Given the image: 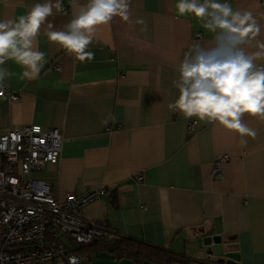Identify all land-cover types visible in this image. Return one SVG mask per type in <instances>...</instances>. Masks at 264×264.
I'll use <instances>...</instances> for the list:
<instances>
[{"label":"crops","instance_id":"crops-1","mask_svg":"<svg viewBox=\"0 0 264 264\" xmlns=\"http://www.w3.org/2000/svg\"><path fill=\"white\" fill-rule=\"evenodd\" d=\"M38 2L44 0H0V19L18 17ZM229 2L253 11L264 40V0ZM174 3L131 0L128 22L117 17L97 30L91 61L74 60L44 35L38 37L46 60L38 79L21 80L22 69L6 64L15 75L0 98V134L25 124L61 128L59 163L33 177L49 183L59 198L66 191L106 187L85 214L102 227L111 225V237L171 248L189 257L188 264H227L204 242L219 234L225 258L234 252L239 264H264V120L245 115L243 122L257 136L241 146L236 133L168 108L178 95L172 83L178 61L191 43L212 38L193 18L171 11ZM62 4L64 12L49 17L57 30L74 11L71 0ZM139 18L146 31L136 23ZM224 155L229 160L223 175L213 178V165ZM141 174L144 180L138 182ZM86 255L84 264H134L106 251Z\"/></svg>","mask_w":264,"mask_h":264},{"label":"clouds","instance_id":"clouds-1","mask_svg":"<svg viewBox=\"0 0 264 264\" xmlns=\"http://www.w3.org/2000/svg\"><path fill=\"white\" fill-rule=\"evenodd\" d=\"M71 3L72 17L59 30L49 17L64 12L62 0H44L18 17L0 19V98L15 75L6 67L9 61L22 69L19 79L39 78L46 63L45 52L39 50L41 35L74 60L91 61L95 54L89 46L97 30L117 17L130 20L131 0ZM170 10L193 18L212 38L191 43L178 61L172 81L178 95L168 108L184 119L195 117L234 132L239 144L246 146L257 133L243 122L245 115L264 120V40L259 39L262 28L256 15L234 8L229 0H175ZM136 23L147 30L142 18Z\"/></svg>","mask_w":264,"mask_h":264},{"label":"built area","instance_id":"built-area-1","mask_svg":"<svg viewBox=\"0 0 264 264\" xmlns=\"http://www.w3.org/2000/svg\"><path fill=\"white\" fill-rule=\"evenodd\" d=\"M53 68L59 70L60 63L55 62ZM194 125V120L189 121V132ZM63 144V131L56 126L25 124L0 134V264L48 260L84 264L88 255L81 248L109 235L85 214L88 204L108 192L106 187L82 193L66 191L59 198L49 183L33 177V173L59 163ZM228 160L224 155L214 163L213 178L222 177ZM143 180V174L137 176L138 182Z\"/></svg>","mask_w":264,"mask_h":264},{"label":"trees","instance_id":"trees-1","mask_svg":"<svg viewBox=\"0 0 264 264\" xmlns=\"http://www.w3.org/2000/svg\"><path fill=\"white\" fill-rule=\"evenodd\" d=\"M104 227L109 236L100 237L94 244L81 248V252H110L115 255L117 261L129 259L134 264H188L190 258L186 255L175 252L171 248L154 245L146 241L124 236L111 235L115 229L111 225Z\"/></svg>","mask_w":264,"mask_h":264},{"label":"water","instance_id":"water-1","mask_svg":"<svg viewBox=\"0 0 264 264\" xmlns=\"http://www.w3.org/2000/svg\"><path fill=\"white\" fill-rule=\"evenodd\" d=\"M204 242L207 245H212L213 249L212 252L218 256H222L219 261L221 262H226L227 264H239V259H238V254L234 253V252H229L226 254L225 258L223 256L224 251L223 248L221 246L222 243V236L219 234H215V235H207L204 237Z\"/></svg>","mask_w":264,"mask_h":264}]
</instances>
